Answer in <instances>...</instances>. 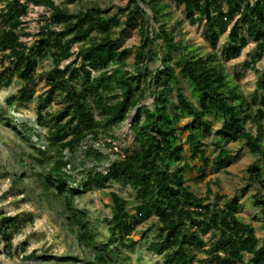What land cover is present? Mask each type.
Listing matches in <instances>:
<instances>
[{"label":"trees","instance_id":"1","mask_svg":"<svg viewBox=\"0 0 264 264\" xmlns=\"http://www.w3.org/2000/svg\"><path fill=\"white\" fill-rule=\"evenodd\" d=\"M175 1L184 5L190 22L205 19V38L213 47L218 38L217 29L233 21L226 53L235 55L241 51L246 43L244 32L255 41L257 52H264V0ZM27 2L45 5L51 11L43 17L37 38L30 45L21 39ZM1 3L0 52L13 61L14 67L5 83L0 84H10L14 75L23 83L19 95L10 102L30 101L39 61L53 59L54 65L46 74L49 90L42 101L50 102L58 92L63 94L62 107L54 114H43L44 105L38 110L37 122L48 129L49 147L46 151L36 148L35 159L41 166L36 180L45 194L59 200L66 219L74 225L79 243L89 250L97 264L108 262L112 244L128 249L135 246L138 242L130 237L131 233L151 217L156 218L157 229L148 248L163 254L165 264H193L197 251L206 256L203 260L207 264H264V241L251 224L238 216L242 204L236 199L224 205L212 203L211 189L203 197L186 184L184 173L189 162L183 160L184 149L177 141L175 127L181 118L189 117L184 127L188 130L185 140L189 158L201 161L200 169H203L209 160L201 139L213 130L210 118L219 120L217 135L226 140L242 139L250 152L261 156L262 168H248L249 183H257L264 189V109L255 99L260 90L264 92V71L249 101L218 63L215 50L202 54L182 45L175 40L174 31L162 24L159 33L165 45L180 53L175 63L179 71L169 63V55L161 59V67L154 74L148 71L146 58L154 61L159 58V52L150 50L153 39L148 34L149 16L139 3L146 4L153 21L160 24L169 7L164 0H130L133 6L127 13L126 24L140 22L142 35V43L135 52L133 74L120 69L131 49H119V41L110 31L112 26L120 24L119 20L104 17L98 7L72 12L53 0H0ZM93 31L98 33L92 34ZM77 42L80 45L75 51L73 45ZM68 59L70 62L65 64ZM112 63H117L118 68L110 72L106 68ZM78 80H82L81 85L76 83ZM181 80L189 83L192 97L185 93ZM158 83L161 87L155 91L153 88ZM173 87L177 101L174 106L168 100ZM147 90L155 93L153 106H138ZM136 107L134 129L139 150L126 151L105 172L91 173L82 182L84 188L103 187L108 181L131 185L139 200L130 213L127 199L115 192L109 194L112 214L105 219L109 241L98 245L90 219L74 205L79 191L69 183L71 175L64 171L67 161L63 153L75 149L99 129L108 130L123 122ZM141 117L142 124L137 127ZM248 122L255 126L256 133L246 127ZM13 129L27 146H34L28 130L19 131L15 125ZM230 157L226 149L219 147L216 163L225 165ZM254 203L261 209L264 228V197L255 196ZM1 222L0 231L6 236L17 230L12 218H2Z\"/></svg>","mask_w":264,"mask_h":264},{"label":"rangeland","instance_id":"2","mask_svg":"<svg viewBox=\"0 0 264 264\" xmlns=\"http://www.w3.org/2000/svg\"><path fill=\"white\" fill-rule=\"evenodd\" d=\"M53 1L58 6L68 7L72 12L98 7L104 17L118 19L120 24L112 26L110 31L113 37L118 39L119 49L125 47L131 49L120 69L129 71L131 74L136 73L135 52L142 43V35L140 22L126 24L127 13L133 6L130 0ZM246 1L254 0H241L242 3ZM164 3L169 7L162 15L160 24L153 21L150 8L146 4L139 3L149 16L148 34L153 39L150 50L159 52V58L154 61L146 58L148 71L154 74L161 67V59L168 55L171 57L168 60L169 63L175 66L176 72L179 71L175 63L180 59V53L165 45L159 33L162 24L167 30L174 31L175 40L182 45H188L202 54L215 50L218 63L224 66L229 77L238 84L240 90L251 101L257 89L259 77L264 71V52H257L255 41L244 32L246 43L241 51L235 55H228L225 49L229 42V31L233 21L229 22L225 28L217 29L218 38L213 47L205 38V19L192 23L186 17L184 5L178 4L175 0H164ZM223 5L226 8L225 2ZM27 6V15L22 18V26L25 30L21 39L30 45L37 38L43 17L48 16L51 11L42 4L33 5L27 2ZM2 7L3 3L0 4V9ZM95 33L98 32H92V34ZM79 45V42L75 43L73 49L77 51ZM71 59L64 63L67 64ZM53 65L52 57L39 61L34 73L36 82L30 101L12 100L10 102V99L19 95V89L23 85L16 75L12 77L10 84L6 86L0 84V227L2 218H12L17 224V230L11 236H6L0 231V264H97L89 250L84 249L79 243L73 230L74 225L66 219L67 214L59 200L45 194L36 180L41 169L35 159L36 148L46 151L49 147L48 129L37 122L38 110L44 105L41 111L43 114H54L62 107L60 100L63 94L58 92L53 94L50 102L42 101L49 90L46 74ZM13 67V61L0 52V82L5 83V78ZM117 68L118 64L112 63L106 70L113 72ZM81 82L82 80H78L76 83L81 85ZM181 85L185 93L192 97L189 83L181 80ZM160 87L161 84L158 83L153 89L157 91ZM259 93L255 99L264 109L262 100L264 92L260 90ZM154 97L155 93L147 90L145 98L138 106L152 107ZM168 100L173 106L176 105L175 87L169 92ZM137 109L138 107L133 109L123 122L108 130L99 129L97 133L86 137L75 149L65 150L63 153L67 161L64 171L71 175L69 183L79 191L74 205L90 219L98 245L109 241V230L105 221L112 214L109 194L115 192L127 199L130 213L134 211L133 205L139 200L131 185L108 181L103 187L84 188L82 182L91 173L105 172L110 163L122 158L126 151L139 150L140 145L134 129ZM188 120L189 117L186 116L175 124L177 141L184 149L183 160L189 162V167L184 173L186 184L203 197L208 195V189H211L210 201L218 205H224L230 199H236L242 204L238 216L245 223L251 224L256 235L264 241L261 209L254 203L255 196L264 197V189L257 183H249L248 171L251 166L262 168L261 156L250 152L242 139L226 140L217 135L215 130L219 129L221 122L210 118L213 130L204 134L201 139L209 163L200 169L202 162L189 158L190 151L185 140L188 130L184 128ZM142 121L143 117L140 118L137 127L142 124ZM14 125L19 131L28 130L33 147L27 146L21 135L13 129ZM246 127L256 133L252 123H246ZM219 147H223L231 155L225 165L216 163ZM156 229L155 217L143 221L130 235L138 243L129 249L117 248L115 244L110 245V256L105 264H165L163 254L155 253L148 248L154 240ZM204 238L207 239L208 235ZM205 257L202 252L197 251L193 264H207L203 260Z\"/></svg>","mask_w":264,"mask_h":264}]
</instances>
